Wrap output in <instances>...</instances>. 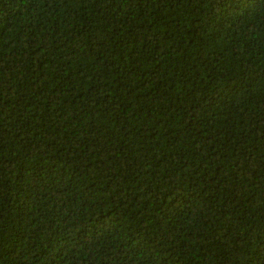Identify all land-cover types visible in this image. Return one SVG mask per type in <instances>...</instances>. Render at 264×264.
Segmentation results:
<instances>
[{
    "label": "trees",
    "instance_id": "1",
    "mask_svg": "<svg viewBox=\"0 0 264 264\" xmlns=\"http://www.w3.org/2000/svg\"><path fill=\"white\" fill-rule=\"evenodd\" d=\"M0 264H264V0H0Z\"/></svg>",
    "mask_w": 264,
    "mask_h": 264
}]
</instances>
